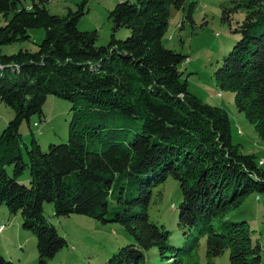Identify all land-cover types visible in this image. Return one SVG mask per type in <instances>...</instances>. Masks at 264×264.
Segmentation results:
<instances>
[{
  "label": "trees",
  "instance_id": "1",
  "mask_svg": "<svg viewBox=\"0 0 264 264\" xmlns=\"http://www.w3.org/2000/svg\"><path fill=\"white\" fill-rule=\"evenodd\" d=\"M49 1L0 0V102L15 113L0 136V208L21 214L23 229L37 238L38 264L68 245L44 215L46 203L56 217L106 223L112 213L135 243L105 264H200L203 238L210 264L226 251L230 264H261L250 226L226 215L264 192V171L233 144L228 114L190 91L181 70L188 57L164 45L171 8L184 13V26L193 21L195 2H120L109 21L130 37L113 34L107 47H98L96 33L78 28L83 8L52 15ZM222 12L236 40L217 60L214 78L264 138V0H231ZM31 30L45 31L37 51L3 53L29 42ZM51 95L71 103L74 114L68 142L44 152L33 133L30 146L24 144L20 129L45 116ZM26 171L28 185L19 181ZM170 177L183 194V246L171 245V231L148 213L154 189ZM0 264L14 263L0 250Z\"/></svg>",
  "mask_w": 264,
  "mask_h": 264
},
{
  "label": "rangeland",
  "instance_id": "2",
  "mask_svg": "<svg viewBox=\"0 0 264 264\" xmlns=\"http://www.w3.org/2000/svg\"><path fill=\"white\" fill-rule=\"evenodd\" d=\"M127 0H50L47 9L52 15L64 16L69 11L83 8L84 15L78 28L82 32L96 33L97 46L107 47L115 34L117 40L125 41L130 31L121 28L114 32L109 13L116 5ZM231 0H187L188 5L196 4L193 21L183 26L184 13L171 8L168 33L164 45L168 49L182 53L188 58L181 65L183 79L188 81L190 91L204 103L224 110L231 121L233 144L245 155H254L258 162L264 161V138L248 122L244 113L235 105L234 94L222 90L216 83L214 72L217 60L229 51L236 38L222 21V10ZM243 19V14L235 16ZM31 40L3 48V53L13 55L20 50L37 51L45 38L44 30H31ZM45 116L32 118L30 125L24 123L20 133L24 144L30 146L32 133L44 152L51 144L68 142L69 127L74 114L72 105L66 100L49 96L44 105ZM14 111L0 102V136L14 119ZM35 123L39 125L35 127ZM134 132L132 133V135ZM264 171V162L261 165ZM10 173L12 168L9 169ZM20 183L28 185L29 171L20 178ZM183 200L180 184L170 177L153 191L148 208L150 220L159 227L171 231V245L183 246L180 240L183 232L178 227L179 205ZM113 207V205H110ZM44 215L68 245L51 259L48 264H105L121 248L135 243L134 238L119 223L113 221L112 213L106 215L107 222L85 215L72 214L56 217L53 205H44ZM226 220L238 223L245 221L252 231L254 244L261 246V264H264V192L254 193L245 198L243 204L231 210ZM0 250L3 256L14 264H38L37 238L23 229L21 214L11 215L6 206L0 208ZM206 238L201 239L198 249L200 264H210L206 256ZM155 251V250H154ZM230 251L212 260L211 264H230Z\"/></svg>",
  "mask_w": 264,
  "mask_h": 264
},
{
  "label": "built area",
  "instance_id": "3",
  "mask_svg": "<svg viewBox=\"0 0 264 264\" xmlns=\"http://www.w3.org/2000/svg\"><path fill=\"white\" fill-rule=\"evenodd\" d=\"M2 230H3V228H2Z\"/></svg>",
  "mask_w": 264,
  "mask_h": 264
},
{
  "label": "bare ground",
  "instance_id": "4",
  "mask_svg": "<svg viewBox=\"0 0 264 264\" xmlns=\"http://www.w3.org/2000/svg\"><path fill=\"white\" fill-rule=\"evenodd\" d=\"M2 230V229H1Z\"/></svg>",
  "mask_w": 264,
  "mask_h": 264
}]
</instances>
